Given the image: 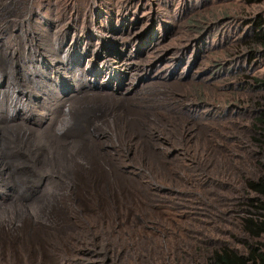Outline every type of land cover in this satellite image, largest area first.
I'll return each mask as SVG.
<instances>
[{
    "label": "rangeland",
    "instance_id": "374dc122",
    "mask_svg": "<svg viewBox=\"0 0 264 264\" xmlns=\"http://www.w3.org/2000/svg\"><path fill=\"white\" fill-rule=\"evenodd\" d=\"M68 1L0 0V264H189L242 214L264 50L250 61L212 37L193 51L185 19L160 41L117 33L97 0L85 48ZM215 2L232 38L264 18V0Z\"/></svg>",
    "mask_w": 264,
    "mask_h": 264
},
{
    "label": "trees",
    "instance_id": "16d2710c",
    "mask_svg": "<svg viewBox=\"0 0 264 264\" xmlns=\"http://www.w3.org/2000/svg\"><path fill=\"white\" fill-rule=\"evenodd\" d=\"M97 1L99 6L101 3L105 5L108 2L109 7L104 9L100 7V10L94 15L95 20H98V23H104L101 25L102 27L108 26L106 22H110L109 26H111L122 20L123 26L115 31L117 33L124 31L128 33L135 28H139L141 25H144V27L149 25L147 30L141 33L140 37L145 40V37L149 35V38L152 39L154 32L158 31L159 39L160 36L165 37L172 33L176 23L185 19V29L190 33L194 32L199 37L192 44L191 50L193 51L201 47H208L210 45L208 44L209 39L212 37H215V42L212 41V44H216L214 48L221 47L226 39L231 38L230 42L236 43V48L244 50L247 53V60L250 61L254 60L260 51L264 50V18L262 16L252 19L244 35L240 38L237 36L232 38L231 34L233 32L230 29L220 31L219 25L221 21L226 22V17L229 14L226 12L221 13L220 16L216 13L212 14L208 7L216 4L220 5L219 3L222 4L223 2H215V0ZM251 1L248 0V2ZM176 3L178 4L176 5ZM90 5L92 3L88 0V6L90 7ZM175 5L177 9L179 8L176 11L178 13H175L174 16L168 15L167 13H170L171 7ZM62 6L63 8L59 7L61 14L67 9L75 11L78 21L71 22L69 30L79 32L77 38L85 42V48H90L91 44L88 41L93 37V33L87 31H92L89 26L93 19L92 10L89 8L83 10V7H85L83 0H69L65 4H62ZM142 9L145 11L138 17V11ZM106 10L108 14L105 13ZM100 11H104V14H101ZM205 11L210 13L212 18H209V15L205 14ZM209 21L213 24L212 29L206 26V23ZM74 25H76L75 28L73 27ZM152 28H155L153 32H151ZM98 30H101L100 26ZM106 31L110 32L112 30ZM92 47L95 48L94 45ZM143 47L144 49L152 47V42ZM181 55L183 57L182 53ZM240 75L251 78L241 67ZM253 79L255 81L253 85L257 87L259 92L253 95V100H251L252 107L249 110V118H247L250 126L244 134L256 148L257 155H252V157H256L252 173L254 177H250L244 182L245 196L240 201L242 214L238 218H234V232H230L229 237L227 236L225 239L208 243L207 245L204 244L201 248L198 247L197 251H194L193 260L189 264H264V242L262 241L264 239V79ZM142 200L143 203L131 207L142 211L146 208L152 210L150 208L151 202L147 199ZM123 208L127 209V206ZM145 213H148V211ZM136 239H139V236H136ZM195 258L196 261L194 260Z\"/></svg>",
    "mask_w": 264,
    "mask_h": 264
},
{
    "label": "bare ground",
    "instance_id": "6f19581e",
    "mask_svg": "<svg viewBox=\"0 0 264 264\" xmlns=\"http://www.w3.org/2000/svg\"><path fill=\"white\" fill-rule=\"evenodd\" d=\"M109 195V194H108Z\"/></svg>",
    "mask_w": 264,
    "mask_h": 264
}]
</instances>
